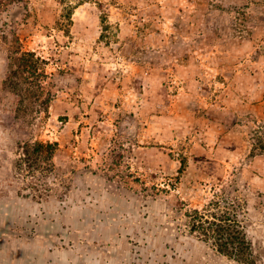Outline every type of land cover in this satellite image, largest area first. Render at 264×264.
I'll return each instance as SVG.
<instances>
[{
	"label": "rangeland",
	"instance_id": "1",
	"mask_svg": "<svg viewBox=\"0 0 264 264\" xmlns=\"http://www.w3.org/2000/svg\"><path fill=\"white\" fill-rule=\"evenodd\" d=\"M0 264H264V0H0Z\"/></svg>",
	"mask_w": 264,
	"mask_h": 264
},
{
	"label": "trees",
	"instance_id": "2",
	"mask_svg": "<svg viewBox=\"0 0 264 264\" xmlns=\"http://www.w3.org/2000/svg\"><path fill=\"white\" fill-rule=\"evenodd\" d=\"M26 56H31L33 59H34V61H36L35 59V55L34 54H32V53H27V54H25ZM25 58V57H24ZM23 57H22V59H21V64L23 65V64H28V62H26L25 61V59H24ZM37 60H39V59H37ZM35 71V70H34ZM30 74H32V75H34V74H36V76H37V70L35 71V73H30ZM39 75V74H38ZM29 147L30 146H26V148H25V152H24V155L27 157V159L29 158V156L31 155V151L29 150ZM30 148H32L33 150H34V153H37V155L36 156H39V155H44V154H48L49 156H53V154H54V152H55V150H56V147H55V145H53V144H43V143H36V144H34V146H32V147H30ZM36 159V158H35ZM239 243L241 244V245H245L246 244V240H245V238H243L241 241H239ZM240 258H244L245 259V257L244 256H240Z\"/></svg>",
	"mask_w": 264,
	"mask_h": 264
}]
</instances>
